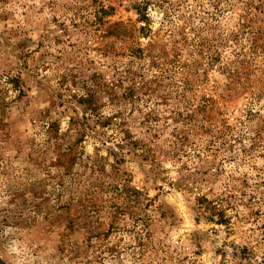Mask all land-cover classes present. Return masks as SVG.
<instances>
[{"label": "rangeland", "instance_id": "obj_1", "mask_svg": "<svg viewBox=\"0 0 264 264\" xmlns=\"http://www.w3.org/2000/svg\"><path fill=\"white\" fill-rule=\"evenodd\" d=\"M0 264H264V0H0Z\"/></svg>", "mask_w": 264, "mask_h": 264}, {"label": "trees", "instance_id": "obj_2", "mask_svg": "<svg viewBox=\"0 0 264 264\" xmlns=\"http://www.w3.org/2000/svg\"><path fill=\"white\" fill-rule=\"evenodd\" d=\"M116 116L114 115V118ZM112 119V118H109ZM224 198L218 196L213 200H210L208 197L202 195L197 198V203L203 207L205 211L208 212L209 218L221 223H228L230 217L226 213V207L224 205Z\"/></svg>", "mask_w": 264, "mask_h": 264}]
</instances>
